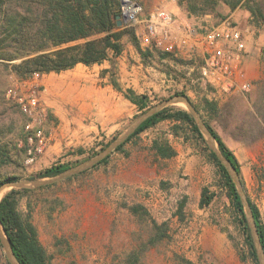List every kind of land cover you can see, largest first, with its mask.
Returning <instances> with one entry per match:
<instances>
[{
    "label": "rangeland",
    "instance_id": "1",
    "mask_svg": "<svg viewBox=\"0 0 264 264\" xmlns=\"http://www.w3.org/2000/svg\"><path fill=\"white\" fill-rule=\"evenodd\" d=\"M249 4L261 14L251 13ZM150 11L144 9L141 17ZM176 16L198 30L217 25L224 18L238 24L244 31L246 46L241 64L251 87L245 91L229 90L205 81L200 72L204 63L200 43L193 51L174 47L176 60L163 58L160 52L166 48L156 47L155 55L145 63L127 40L117 59L120 82L124 88L148 94V108L177 91H184L203 113L204 96L218 102L219 114L206 118L238 157L245 193L259 208L264 223V0H222L214 12L204 16H189L183 8ZM197 39L202 40L201 34ZM108 65L105 62L85 69L52 72L44 80L45 106L48 112L54 110L62 117L46 121L45 130L51 139L41 154L31 162L25 155L5 171L22 172L25 178L58 162L88 160L101 151L102 144L111 143L130 126L142 113L137 106L113 86L107 92L97 89L110 84L108 78L106 81L101 76ZM15 79L9 77L7 88ZM5 98L13 102L7 92ZM111 104L124 109V115L116 121L110 119ZM170 106L187 109L185 103ZM63 118L69 121L70 128L65 138L59 124ZM171 126L169 120L160 121L127 143L125 151H114L107 163L71 179L29 188L31 191L20 200L19 209L36 226L50 264L122 262L151 233L150 227L127 209L135 202L143 203L157 222L167 223L169 230L168 237L144 253V264H188L186 260L193 264H255L251 258L240 257L238 246L246 249L244 234L234 219L219 169L210 160L205 144L194 137L185 141L173 135ZM155 138L168 140L177 154L171 158L156 157L152 149ZM206 145L209 147L207 141ZM79 148H83L82 154L78 153ZM204 187L214 197L208 206L201 207ZM7 261L0 245V264Z\"/></svg>",
    "mask_w": 264,
    "mask_h": 264
},
{
    "label": "trees",
    "instance_id": "2",
    "mask_svg": "<svg viewBox=\"0 0 264 264\" xmlns=\"http://www.w3.org/2000/svg\"><path fill=\"white\" fill-rule=\"evenodd\" d=\"M176 1L189 16L200 17L214 12L222 0ZM236 5L237 2L231 6ZM248 9L255 15L258 12L261 14L260 10L250 4ZM119 15H122V0H0V185L8 180L22 179V172H7L5 168L18 163L21 158L28 155L32 146L30 137L33 131L26 129L28 122L26 114L18 103L5 98L10 76L23 80L35 73L49 74L69 70L78 63L91 66L108 62L109 65L102 69L101 76L108 78L113 88L135 104L140 112H144L150 106L151 99L148 94L137 93L132 88L122 86L118 76L117 59L125 50L126 40L135 47L145 63L149 57L155 55L156 46L144 47L135 26L124 22L121 25L118 24ZM160 54L163 58L176 60L173 51H161ZM175 95L188 96L184 91H177L170 97ZM201 103L204 113L195 105L196 110L215 137L221 152L241 177L242 171L238 157L206 118V115L213 118L219 114L218 102L204 96ZM50 120L49 112L47 121ZM163 120L172 122L173 135L182 137L185 141L194 137L205 144L204 148L209 151L210 160L219 169L220 178L233 207L234 219L244 234L246 249L238 246L240 257L242 260L251 258L255 264H259L245 207L236 184L225 165L206 145L203 133L194 116L187 109L175 106L164 107L144 120L114 151H125L127 143ZM109 144V141L102 144L101 150ZM152 149L154 155L160 158H171L177 154L168 140L155 138ZM114 151L92 167L68 176L66 179L107 163ZM83 152V148L78 149V153ZM84 160L86 158L72 164L58 162L25 178L53 177ZM29 191H31L29 188H12L1 198V224L21 264H50L49 256L39 241L36 226L30 219L25 218L19 209L20 200ZM213 197L214 193L208 192V188L204 187L201 192V207L208 206ZM249 201L264 249V223L260 210L250 198ZM183 206L184 204L181 205L180 212ZM127 209L140 223L147 224L151 233L147 241L140 243L127 254L122 262L117 264H144V253L169 236L168 225L166 222H157L143 203L135 202L128 205ZM0 245H2L1 240ZM186 261L188 264H193L189 260ZM7 264L10 262L7 261Z\"/></svg>",
    "mask_w": 264,
    "mask_h": 264
},
{
    "label": "built area",
    "instance_id": "3",
    "mask_svg": "<svg viewBox=\"0 0 264 264\" xmlns=\"http://www.w3.org/2000/svg\"><path fill=\"white\" fill-rule=\"evenodd\" d=\"M143 11L144 7L138 0H122L123 22L135 26L137 35L148 46L165 47L169 51H173L174 47H181L193 51L200 43L204 52L200 72L205 81L215 88L229 90L245 91L251 87L241 64L246 51L244 31L230 18L198 30L189 23L182 22L169 9L158 6L142 18ZM200 34L202 40L197 39ZM29 78L15 79L8 88L7 95L20 105L28 118L26 129L33 131L27 160L31 162L48 146L51 136L45 130L49 113L42 96L46 90L45 84L39 78Z\"/></svg>",
    "mask_w": 264,
    "mask_h": 264
},
{
    "label": "water",
    "instance_id": "4",
    "mask_svg": "<svg viewBox=\"0 0 264 264\" xmlns=\"http://www.w3.org/2000/svg\"><path fill=\"white\" fill-rule=\"evenodd\" d=\"M123 23V16L119 15L118 16V24L121 25ZM177 103H185L187 106V110L194 116L197 125L199 126L201 132L203 133L205 140L207 141L209 147L214 151L218 159L225 165L226 169L230 173L231 177L233 178L237 190L240 194L241 200L244 204L245 211H246V216L247 220L249 223V226L251 228V233L252 237L256 246V252H257V258L259 261V264H264V249L263 245L256 227L255 223V218L252 212L251 204L250 201L245 193L241 177L235 167L231 164V162L224 156V154L221 152L219 147H217V141L207 125L205 124V121L199 114V112L196 110V108L193 106L191 101L188 99L187 96L183 95H175L171 96L169 98H166L162 100L161 102L155 104L154 106L148 108L146 111L142 112L131 124L130 126L123 132L121 133L118 137H116L106 148L101 150L98 154L95 156L91 157L88 160H85L65 171L62 173L53 176L47 180L43 179H33V178H22V179H13V180H8L6 182H3L0 185V193L3 190V188L10 186V188H30V187H37L41 186L43 184L51 183L63 178H66L68 176H72L74 174H77L85 169H88L92 167L94 164L99 162L101 159L106 157L108 154H110L112 151L115 150V148L123 143L137 128L138 126L146 120L149 116L153 115L154 113L158 112L159 110L163 109L164 107L170 106L172 104H177ZM10 189V190H11ZM4 196V195H3ZM2 196V197H3ZM1 197V198H2ZM0 198V200H1ZM0 240L1 243L5 249L8 261L10 264H21L19 260L17 259L13 248L10 244V241L5 234V231L2 227L1 220H0Z\"/></svg>",
    "mask_w": 264,
    "mask_h": 264
},
{
    "label": "crops",
    "instance_id": "5",
    "mask_svg": "<svg viewBox=\"0 0 264 264\" xmlns=\"http://www.w3.org/2000/svg\"><path fill=\"white\" fill-rule=\"evenodd\" d=\"M138 1L142 3L144 9L153 10L155 7L161 6V7H164V8L171 10L172 12H174L177 15L182 12V8L179 7V5H177L176 0H138ZM118 58H120V57H118ZM95 65L96 64L88 66V65H85L83 63H78L75 67H80V68L85 69V68H90V67L95 66ZM99 65H102V64H99ZM55 73H57V72H55ZM51 74L52 73L40 74V75L35 74V75L31 76L29 78V80H35V79L39 78L40 81L42 83H44V80H46L48 77H50ZM97 76H98V73H97ZM102 78L107 81L106 77H102ZM75 80H77V79H75ZM92 81H94V79H92ZM59 85L60 84L55 83V86H59ZM94 86L96 87L97 85H94ZM111 86H112L111 84H107L105 86L99 85V86H97V89H99L101 91L105 90V92L112 91ZM111 105H112L111 111L113 110V112H112V117L110 119H111V121H116L124 115V109H119L118 107H116L117 104H111ZM49 112L51 114V119H54L55 117H59V118L62 117L59 112H55L54 110H51ZM70 121H72V120H70ZM68 123H69V121H65V118H63V122L59 123L60 125L62 124V127H61L62 138H65L70 133V128L68 127Z\"/></svg>",
    "mask_w": 264,
    "mask_h": 264
},
{
    "label": "bare ground",
    "instance_id": "6",
    "mask_svg": "<svg viewBox=\"0 0 264 264\" xmlns=\"http://www.w3.org/2000/svg\"><path fill=\"white\" fill-rule=\"evenodd\" d=\"M10 189V186H7L5 188H3V190L0 193V198Z\"/></svg>",
    "mask_w": 264,
    "mask_h": 264
}]
</instances>
